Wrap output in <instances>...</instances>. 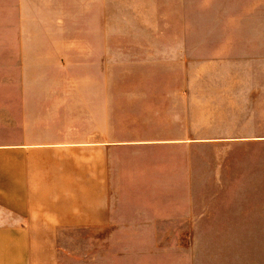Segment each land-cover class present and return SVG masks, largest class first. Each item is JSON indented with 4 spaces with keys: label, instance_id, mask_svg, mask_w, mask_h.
<instances>
[{
    "label": "rangeland",
    "instance_id": "rangeland-1",
    "mask_svg": "<svg viewBox=\"0 0 264 264\" xmlns=\"http://www.w3.org/2000/svg\"><path fill=\"white\" fill-rule=\"evenodd\" d=\"M99 141L122 199L139 186L219 219L16 246L0 203V264H264V0H0V196L7 166Z\"/></svg>",
    "mask_w": 264,
    "mask_h": 264
},
{
    "label": "crops",
    "instance_id": "crops-1",
    "mask_svg": "<svg viewBox=\"0 0 264 264\" xmlns=\"http://www.w3.org/2000/svg\"><path fill=\"white\" fill-rule=\"evenodd\" d=\"M64 148L62 151L66 152L38 162L39 170L33 174L25 173L23 159L19 175L14 176L7 166V191L0 196V203L7 205L15 216L10 218L7 228L17 234L11 239L13 245L199 235L207 233L219 219L195 213L201 208L188 206L191 201L140 197L139 186L131 189L132 199H122L120 193L125 189L112 185L108 142H83ZM261 212L264 214V210ZM259 226V230L264 229V224L252 229L258 230ZM87 229L89 233L85 234ZM37 230L42 231L39 238ZM27 259L31 263L36 261Z\"/></svg>",
    "mask_w": 264,
    "mask_h": 264
}]
</instances>
